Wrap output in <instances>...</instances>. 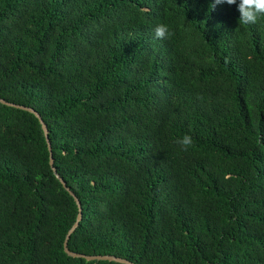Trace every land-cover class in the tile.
<instances>
[{
	"label": "trees",
	"instance_id": "16d2710c",
	"mask_svg": "<svg viewBox=\"0 0 264 264\" xmlns=\"http://www.w3.org/2000/svg\"><path fill=\"white\" fill-rule=\"evenodd\" d=\"M212 3L0 0V99L47 127L70 252L264 264V17ZM76 216L38 120L0 104V264H117L64 253Z\"/></svg>",
	"mask_w": 264,
	"mask_h": 264
},
{
	"label": "water",
	"instance_id": "95a60500",
	"mask_svg": "<svg viewBox=\"0 0 264 264\" xmlns=\"http://www.w3.org/2000/svg\"><path fill=\"white\" fill-rule=\"evenodd\" d=\"M0 104L7 106V107H11L17 110H21V111H25L28 112L30 114H32L39 122L41 130L43 132L44 138H45V142H46V146L49 152V166L53 172V174L55 175V177L57 178V180L59 181V183L61 184L62 188L72 197L73 201L75 202V205L77 207V216L76 219L72 225V227L70 228V230L67 232L64 242H63V251L64 253L72 258H79V259H83L85 261H107V262H114L117 264H134L128 260L122 259V258H118V257H113V256H87V255H83V254H78V253H73L70 252L68 250L67 247V243L68 240L70 238V235L75 231V229L78 227L79 222L81 221V205L79 200L77 199V197L75 196V194L66 186L65 182L59 177V175L57 174L56 170L53 167V159H52V155H51V146H50V142L48 139V131H47V127L44 124V122L42 121L41 117L39 116V114L34 111L31 108L25 107V106H20V105H16L13 103H9L6 102L2 99H0Z\"/></svg>",
	"mask_w": 264,
	"mask_h": 264
},
{
	"label": "clouds",
	"instance_id": "9594fccd",
	"mask_svg": "<svg viewBox=\"0 0 264 264\" xmlns=\"http://www.w3.org/2000/svg\"><path fill=\"white\" fill-rule=\"evenodd\" d=\"M227 3L228 5H237L238 12L240 13L239 23L242 24H254L261 17H264V0H214V3L210 5L211 9H215L217 5ZM174 32L170 31L168 25L160 24L155 29V36L158 39L171 38ZM178 144L183 146V149L187 151L193 144V138L185 134L182 139L177 141Z\"/></svg>",
	"mask_w": 264,
	"mask_h": 264
}]
</instances>
